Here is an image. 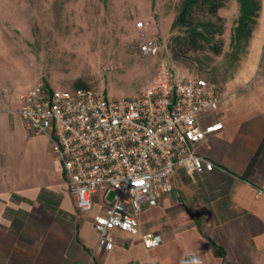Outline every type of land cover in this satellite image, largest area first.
I'll list each match as a JSON object with an SVG mask.
<instances>
[{"label":"crops","instance_id":"obj_1","mask_svg":"<svg viewBox=\"0 0 264 264\" xmlns=\"http://www.w3.org/2000/svg\"><path fill=\"white\" fill-rule=\"evenodd\" d=\"M258 1L246 59L220 80L219 109L199 116L201 125H223L195 148L214 169L176 168L171 192L138 214V233L114 231L109 251L98 248L92 225L99 206L76 214L50 139L22 123L24 89L0 80L7 90H0V264H264V0ZM147 232L162 242L146 248Z\"/></svg>","mask_w":264,"mask_h":264},{"label":"built area","instance_id":"obj_2","mask_svg":"<svg viewBox=\"0 0 264 264\" xmlns=\"http://www.w3.org/2000/svg\"><path fill=\"white\" fill-rule=\"evenodd\" d=\"M138 49L161 57L153 79L134 98L42 84L20 95L22 123L29 132L50 139L77 210L87 214L99 206L92 225L100 250H112L116 230L138 233V214L171 192L176 168L212 171L214 164L195 148L223 128L221 121L199 122L201 114L219 109L220 85L174 70L168 44L157 36L142 39ZM141 240L146 248L162 242L152 232L142 234Z\"/></svg>","mask_w":264,"mask_h":264},{"label":"rangeland","instance_id":"obj_3","mask_svg":"<svg viewBox=\"0 0 264 264\" xmlns=\"http://www.w3.org/2000/svg\"><path fill=\"white\" fill-rule=\"evenodd\" d=\"M180 4L181 0H0V80L17 91L24 89L21 94L42 84L134 98L153 79L160 61V55L138 49L142 39L155 34L168 44L174 70L220 85L247 57V43L233 37L238 1L226 0L218 10L219 54L207 48L176 54L173 38L184 30L173 27ZM195 17L210 18L200 11ZM112 197L110 193L107 201ZM73 207L80 215L74 200Z\"/></svg>","mask_w":264,"mask_h":264},{"label":"trees","instance_id":"obj_4","mask_svg":"<svg viewBox=\"0 0 264 264\" xmlns=\"http://www.w3.org/2000/svg\"><path fill=\"white\" fill-rule=\"evenodd\" d=\"M226 0H181L180 10L173 22V27L183 28V33L173 38V49L176 54L187 51H198L207 48L213 54L221 51L220 43L216 41L222 34L218 10ZM239 17L234 29V39L243 40L246 44L251 33L252 25L259 10L258 0H237ZM203 12L210 18L201 21L195 17L197 12Z\"/></svg>","mask_w":264,"mask_h":264}]
</instances>
